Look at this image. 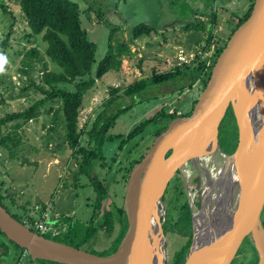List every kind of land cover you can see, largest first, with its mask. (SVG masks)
Instances as JSON below:
<instances>
[{"label":"rangeland","instance_id":"1","mask_svg":"<svg viewBox=\"0 0 264 264\" xmlns=\"http://www.w3.org/2000/svg\"><path fill=\"white\" fill-rule=\"evenodd\" d=\"M81 8V21L84 28L88 30L89 39L96 43L97 52L93 71L95 72L99 63L105 58L109 51V40L113 32L114 44L126 42L132 48V53L122 57L123 63L119 71H110L103 77L96 80L95 85L84 95L83 107L80 112V126L84 128L81 138L82 146L96 150L99 154L93 162L92 172L107 179L110 192L117 191V203L123 204V195L126 189L125 174L127 167L133 161L144 154L148 146L153 142V134L139 136L130 141L124 148L120 147L121 141L127 138L128 134L145 120L155 116L162 110L173 111V114L180 116L188 114L194 102L200 97L204 87L201 81L193 86L190 82L177 79L163 85H152L141 94L140 97L125 96L118 103L119 106L132 105V109L123 113L117 119L115 125L107 133L106 140L102 147L98 139H91L89 132L98 115L104 110L105 102L112 95V88H125L134 83L142 75L153 73L157 70L165 72L206 60L209 62L219 46L225 44L229 39L233 28L243 18L250 8L251 0H73ZM1 2L8 5V12H5ZM217 15L214 21L213 14ZM203 15L204 19L199 17ZM198 16V17H197ZM147 23L158 31L151 35H144L131 42L133 30L136 26ZM192 26L187 29V24ZM13 24L16 32L10 37L7 48L8 52L0 55L6 57L3 72H0V117L10 112H17L30 106L35 100L41 97L34 89L22 93L21 86L27 84L28 75L24 74L22 67L23 54L17 55V51L24 47L31 48V44L22 38L27 28V23L18 3L10 0H0V42H2L10 31ZM196 25V26H195ZM200 25H203L202 27ZM201 28H200V27ZM210 34L212 37L209 39ZM210 40V42H208ZM209 44L208 49L206 46ZM47 42L39 35L37 46L43 54ZM215 51V52H214ZM11 53V54H8ZM210 56V54H212ZM46 60L49 59L46 57ZM50 69L62 71V68L54 62H50ZM41 64H36L33 72L34 77L39 81L41 76ZM3 79L6 81L3 83ZM12 84L14 86H12ZM60 87L73 89L70 84H59ZM184 89H183V88ZM4 99V102L2 101ZM142 100V101H140ZM59 106V102H49L46 110ZM44 113L38 118L25 123L18 131V137L23 144L22 154L32 160L40 161L38 167L33 165L21 166L18 158L10 159L8 154L0 147V193L6 197L4 205L12 214L25 219V216L32 215L40 218L45 212H55L61 215V219L68 224H73L72 236L78 232L85 233L88 229L94 228L93 223L86 222L92 215L91 201L96 191L93 183H90V170L80 172V161L83 159L81 153H74L66 140L64 122L60 119L54 122V111ZM3 127V131L12 129ZM54 127V129H51ZM157 128V126H154ZM121 135L120 138L115 136ZM221 143H225L224 133L221 134ZM111 136H114L111 140ZM102 151L103 157L100 155ZM111 167V168H110ZM188 168V169H187ZM185 167L182 173L176 174L182 179L186 196L192 204V208L201 206V179L194 166H186L188 175H185ZM93 173V176H96ZM175 176V177H176ZM108 177V178H106ZM174 177V178H175ZM198 178V182L195 180ZM171 187V186H170ZM169 187V188H170ZM172 191V190H171ZM194 192V196H191ZM108 194V195H109ZM111 195L107 197L104 210L111 209ZM15 203H13V200ZM167 212L165 219L166 233V264H173L176 251L181 249L188 240V236L175 231V221L172 217V206L169 201V194L165 198ZM183 201V198H182ZM40 204L48 205L45 210L38 207ZM191 208V210H192ZM103 209L100 213L103 214ZM105 213V212H104ZM263 214V213H262ZM263 219V218H262ZM167 223V224H166ZM31 227L30 223L27 224ZM63 226V225H61ZM119 226L110 234L108 231H101L97 239L92 242L80 244L79 238L59 236L58 239L69 241L74 240L81 248L99 254L108 255L116 246L112 240L115 238ZM50 237H55L48 234ZM0 242L6 244V248L0 245V258L4 264H25L28 258L18 262L16 254L22 249L10 241L0 230ZM247 242L244 241L237 253V261L244 260V251L248 250ZM10 249L12 258H7L3 249ZM246 248V249H245ZM2 250V251H1ZM17 250V251H16ZM19 250V251H18ZM244 250V251H243ZM243 252V253H242ZM17 255V256H18ZM28 256V255H27ZM233 263V262H232ZM49 264V263H47ZM53 264H60L54 262Z\"/></svg>","mask_w":264,"mask_h":264},{"label":"water","instance_id":"2","mask_svg":"<svg viewBox=\"0 0 264 264\" xmlns=\"http://www.w3.org/2000/svg\"><path fill=\"white\" fill-rule=\"evenodd\" d=\"M148 77L146 74L139 79ZM249 90L251 97L247 95ZM230 106L239 132L233 153L224 151L219 139L220 126ZM253 119L261 121L262 139L250 152ZM160 124L166 128L130 172L124 202L128 228L113 253L99 255L46 237L1 203L0 230L33 260L60 264H166L164 196L176 174L192 162L202 184L201 206L197 208L201 214H196L190 203L193 239L184 264H232L245 238L253 242L258 264H264V0H254L251 15L228 39L192 113ZM210 153L215 158L225 154V169L237 175L233 199L225 188L215 186L212 188L222 200L207 202L203 181L210 180L209 173L196 162ZM39 164L21 155V166Z\"/></svg>","mask_w":264,"mask_h":264},{"label":"trees","instance_id":"3","mask_svg":"<svg viewBox=\"0 0 264 264\" xmlns=\"http://www.w3.org/2000/svg\"><path fill=\"white\" fill-rule=\"evenodd\" d=\"M10 1L20 5L22 14L27 23V28L25 29L22 38L33 46L30 49L24 47L23 50L17 51V55H24L21 61L22 67L20 70L24 74L28 75V83L24 86H21L22 93H27V91L30 89H34L37 93H41V97L23 110L10 112L0 117V147L8 154L10 159L18 158L21 160L20 154L24 150V147L21 138L17 135L19 129L25 123H28L34 119H38L44 113V110H46L49 102H59L58 107L55 108L52 106L46 111H54V122H57L60 119L62 122H64L66 140L69 146L72 148L74 153H81L83 155V159L80 161V172L82 173L87 169L90 170V174L88 176L97 192V201L95 203V212L93 215V219H95L98 216L100 210L105 205V200L109 194L110 188L105 179H100L98 175H96L94 178L92 177V168L94 165L93 162L97 159L99 154L96 152V150H90L81 144L84 128H81L80 126V112L81 108L83 107L84 95L86 92L95 85L97 79L103 77L110 71H119L123 63L122 57L124 55L131 54L132 48L126 42H118L114 44V31H112L109 40V51L105 58L99 63L96 71L94 72L93 65L95 62L97 45L95 42L89 39L88 30L82 25L81 8L77 2L73 0ZM251 1L252 3L249 10L233 28L231 35L251 15L254 7V0ZM1 5L3 6L5 12H8V5L4 2H1ZM213 17L214 21L216 22V13L213 14ZM200 26L202 27L203 25ZM186 27L189 29V27L194 26H192V23H189ZM157 31L158 30L150 24L142 23L134 28L131 42L141 36H149L153 32L157 33ZM15 32L16 30L12 24L7 37L2 42H0V50L2 53L8 52L7 48L11 46L9 44L10 37L14 35ZM39 35H41L42 39L48 44L45 54H43L40 48L37 46V39ZM211 37L212 35L210 34L209 39ZM208 42H210V40ZM227 42L228 40L224 45L217 48L210 66H207L206 60H202L198 63L194 61L192 64H186L182 67L165 72H159L155 70L148 78H137L134 83L125 88H112L111 97L105 102L104 110L98 115L97 119L93 123L91 131L89 132L91 139L100 140L99 146H103L110 128L115 125L120 115L128 112L136 103V101H133L132 105L123 107L119 106V101L125 96L133 98L140 97L141 94L152 85H163L177 79L188 81L190 82L189 85L191 86H193L197 81H201L203 83V87L205 88L210 79L212 68L216 63L218 56L225 48ZM208 47L209 44L206 46V48L208 49ZM46 57L50 62L52 61L57 63L62 68V71L50 69L49 61L46 60ZM36 64H41V76L39 81H37L33 75V72L36 69ZM1 75L2 74L0 73V76ZM4 82L6 81L3 79V83ZM61 83L70 84L73 86V89L60 87L59 84ZM12 86L14 85L12 84ZM0 96L3 98L1 90ZM2 101L4 102V99H2ZM196 102L197 100L194 102L192 110L186 115H190L192 113ZM177 116L179 115L162 110L160 113L136 126L128 134L127 138L121 141L120 147L124 148L125 145L130 141L138 138L139 136L147 135L148 131L152 130L154 126H157L158 128L156 134L153 136L154 140V138L166 128V125H161L160 122L163 120L167 121L173 119ZM181 116H184V114H181ZM10 124L12 129L3 131V127L8 128V125ZM51 129H54V127ZM222 133H224V138L226 141L225 143L228 147H224L221 143ZM238 136L239 132L237 121L234 116L233 108L230 106L220 126L219 139L223 150L228 153H233L238 145ZM113 137L114 136H111V140L114 139ZM115 137L120 138L121 135H117ZM150 146H148L147 149H149ZM144 154L135 159L130 167H127L125 174L126 179L128 178L133 166L142 160ZM100 155L103 157L102 151L100 152ZM195 182H198V178L195 180ZM1 190L2 187H0V192ZM167 194H169V201L170 205L172 206V214L170 216L172 217L173 221H175L176 226L174 227V230L181 233L182 235L188 236L186 244H184L181 249L176 251L173 264H184L193 239V225L191 205L186 196L180 176L177 175L169 183L164 200ZM4 199H6V197L0 193V203L3 206H5L3 203ZM12 200L13 203H15L14 199ZM123 210L124 209L121 208L120 213H122ZM168 214L169 212L167 211V221L169 216ZM13 215L25 224H28L30 221L35 219V217L32 215L25 216V219L19 218L16 214ZM262 218L264 221V211ZM31 228L35 230L33 227ZM73 228L74 227L71 228L69 234L71 237ZM165 228L166 226L164 224V230ZM98 229L99 228L94 227L92 229H88L85 233L78 232L75 237H78L80 244H82L94 237ZM101 229H104L109 233L112 232L113 217L110 211H105V218L102 222ZM45 236L55 240L64 241L62 239H58L57 237H50L49 235ZM120 240L121 237H119L117 243ZM244 241H246L248 244L246 247L248 250H243L245 255L242 257V259L244 260L237 261V259H234L232 264H258L259 257L253 242L249 238H245ZM64 242L81 248L80 245L75 244L73 241ZM21 249L24 251L23 248ZM115 249L116 247L113 250Z\"/></svg>","mask_w":264,"mask_h":264},{"label":"bare ground","instance_id":"4","mask_svg":"<svg viewBox=\"0 0 264 264\" xmlns=\"http://www.w3.org/2000/svg\"><path fill=\"white\" fill-rule=\"evenodd\" d=\"M252 91L249 90L247 95L248 97H251ZM251 128H252V143L250 146V152H253V150L260 144L261 139H262V127H261V121L259 119H253L251 120ZM214 153H210L208 155H205L204 157H201L199 161L196 162L198 166H203L206 168L207 173H209L210 180L206 181L204 178L203 181V189L205 190V196L207 198V202L210 201H218L220 202L222 199H219L218 192H215L212 187H217L219 190L221 189H226L227 195L229 194V197L233 199L235 197V193L237 194V189L236 187V182H237V175H235L234 171L230 169V171H227L225 169V160H226V155L223 154L221 158H215ZM220 159V160H219ZM186 166H194L192 162H189L187 165H185V171H186ZM202 167V168H203ZM203 168V169H204ZM188 169V168H187ZM188 170L185 172V175L187 176ZM213 183V186L210 187V183ZM234 190H233V188ZM233 191V192H232ZM194 192H191V196H194ZM227 195L226 198H227ZM221 202L220 204H222ZM219 205V203H218ZM229 210L228 213L232 212V209L228 206ZM196 214H201L200 209H195ZM158 242L160 241L157 240Z\"/></svg>","mask_w":264,"mask_h":264},{"label":"flooded vegetation","instance_id":"5","mask_svg":"<svg viewBox=\"0 0 264 264\" xmlns=\"http://www.w3.org/2000/svg\"><path fill=\"white\" fill-rule=\"evenodd\" d=\"M158 128V127H157ZM157 128L156 127H154V128H152V130H150V131H148V134L146 135V136H148L149 134H153V136H155V134H156V131H157ZM155 139V138H154ZM153 140V139H152ZM150 146V145H149ZM148 150V149H147ZM147 150H146V152H147ZM145 152V153H146ZM228 153V152H227ZM145 155V154H144ZM111 168V167H110ZM92 173H94V172H92ZM96 173V172H95ZM94 173V174H95ZM177 174H180L179 172L177 173ZM96 175V174H95ZM129 175H130V173H129ZM93 178L95 177V176H92ZM100 178V177H99ZM106 178H108V177H106ZM128 178H129V176H128ZM128 178L126 179V186H127V181H128ZM105 178H103V180H104ZM89 180H90V183H92L91 182V179L89 178ZM106 181H108L107 179H105ZM94 186V185H93ZM94 189H95V187H94ZM126 190V189H125ZM96 191V190H95ZM125 193H126V191H125ZM113 196L114 197V199L112 200V206H111V209H110V206H109V208H108V210L107 211H110L111 212V215H112V217H113V229H112V232L110 233V234H112L113 233V231L116 229V226L118 225L119 226V230H118V233H117V235L115 236V238L112 240V242H115L116 243V249L115 250H113L111 253H113L114 251H116L117 250V248H118V246H119V244H120V242H121V240H122V238L124 237V235H125V233H126V231H127V228H128V221H127V217L126 216H124V210H123V212L122 213H120V209L121 208H123L124 209V202H125V194L123 195V204L122 205H120V204H118L117 203V199H118V192L117 191H114L113 193L112 192H110V194L109 195H107V197H110V196ZM107 197H106V199H107ZM112 197V198H113ZM96 201H97V192H96V194H95V196H94V198L92 199V201H91V206H92V215L90 216V220L89 221H87L86 222V225H87V223H93L94 224V227H96V228H99L98 229V231H97V233H96V235L94 236V237H92V238H90L89 240H87L86 242H84V243H87V242H89V241H93L94 239L96 240L97 239V237L99 236V234L101 233V231L103 230V231H106V230H104V229H101V225H102V222H103V220H104V218H105V211L106 210H104L103 208V214H101L100 213V215L98 214V216L95 218V219H93V215H94V212H95V203H96ZM106 201V200H105ZM47 206L48 205H45V204H40L39 203V205H38V207H41V210L43 211V210H45L46 208H47ZM52 214H54V216L52 215ZM44 215H47V217L49 218L48 219V221L49 222H51V223H54L55 224V226L59 229V233L55 236V237H59V236H69V234H70V230H71V228L72 227H74L73 226V224H76V222L78 221V220H75V221H73V224H68L67 222H65L64 220H62L61 219V215L59 214V213H55V212H45L44 211ZM52 217H54L53 219H52ZM61 225H63V226H61ZM76 236V235H75ZM75 236H72V238H74ZM119 237H121V240L117 243V241H118V239H119ZM68 239H69V241H73L74 242V240H72L71 238H69V237H67ZM75 238H78V237H75ZM74 238V239H75ZM59 241V240H58ZM65 241V240H64ZM64 241H61V242H64ZM65 243H67V242H65ZM69 244V243H68ZM72 245V244H71ZM114 247V248H115ZM113 248V249H114ZM111 253H109V254H111ZM29 256V255H28ZM236 257H237V255H236ZM29 259H30V261H31V264H47V263H49V264H53L54 262H51V261H47V260H40V259H36V260H33L30 256H29Z\"/></svg>","mask_w":264,"mask_h":264},{"label":"built area","instance_id":"6","mask_svg":"<svg viewBox=\"0 0 264 264\" xmlns=\"http://www.w3.org/2000/svg\"><path fill=\"white\" fill-rule=\"evenodd\" d=\"M212 55H213V53L210 54V56H212ZM211 64H212L211 60L209 62H207V66H210ZM170 113L173 114V111ZM180 115H181V113H180ZM48 219L49 218L47 217V215H43V216H41V218H35L34 220L30 221L29 223H30L31 227H33L35 229V231H37L40 234H43V235L52 234L53 236H56L59 233V229L55 226L54 223L49 222ZM25 254H27V252H25Z\"/></svg>","mask_w":264,"mask_h":264},{"label":"crops","instance_id":"7","mask_svg":"<svg viewBox=\"0 0 264 264\" xmlns=\"http://www.w3.org/2000/svg\"><path fill=\"white\" fill-rule=\"evenodd\" d=\"M198 17V16H197ZM199 17H201V18H203L204 19V16L203 15H201V16H199ZM198 82V81H197ZM53 216H54V214H52ZM43 216V215H42ZM41 218V217H40ZM54 217H52V219H53ZM0 245L2 246L3 245V247L4 248H6V244H3V242L1 243L0 242ZM4 251H2L3 253H5L6 251V256H7V258H12V254H11V251H10V249H8V247H7V250H5V249H3ZM17 251V250H16ZM19 251V250H18ZM1 254V253H0ZM18 254H16V256H15V258L16 259H18V262H20V261H22L24 258H28V260H26V263L25 264H31V261H30V259H29V256H27V254H25V251H21L20 252V254L17 256ZM1 256V255H0ZM1 261H3L1 258H0V264H4V262H1ZM19 264V263H18Z\"/></svg>","mask_w":264,"mask_h":264},{"label":"clouds","instance_id":"8","mask_svg":"<svg viewBox=\"0 0 264 264\" xmlns=\"http://www.w3.org/2000/svg\"><path fill=\"white\" fill-rule=\"evenodd\" d=\"M6 62H7L6 57H4L3 55H0V72H3L4 65Z\"/></svg>","mask_w":264,"mask_h":264}]
</instances>
